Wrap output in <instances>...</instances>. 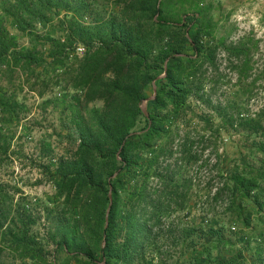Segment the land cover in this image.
<instances>
[{
  "label": "trees",
  "instance_id": "obj_1",
  "mask_svg": "<svg viewBox=\"0 0 264 264\" xmlns=\"http://www.w3.org/2000/svg\"><path fill=\"white\" fill-rule=\"evenodd\" d=\"M228 22L223 0H0L1 124L11 92L62 91L75 143L50 201L0 199V257L264 264V47Z\"/></svg>",
  "mask_w": 264,
  "mask_h": 264
},
{
  "label": "rangeland",
  "instance_id": "obj_2",
  "mask_svg": "<svg viewBox=\"0 0 264 264\" xmlns=\"http://www.w3.org/2000/svg\"><path fill=\"white\" fill-rule=\"evenodd\" d=\"M223 10L229 13L227 26L235 27L230 39L252 33L261 38L264 47V0H223ZM47 32L52 31L47 29ZM11 95L19 103V118L6 126L0 122V139L2 133L13 135L8 153L0 154V199L7 193L14 202L50 201L56 186L53 173L46 165L54 166L61 155L75 148L74 141L65 136L66 93L58 90L48 93L52 102L47 104L26 85L21 92H11ZM252 103L255 107L263 105L261 89L253 96ZM16 263L7 252L0 257V264Z\"/></svg>",
  "mask_w": 264,
  "mask_h": 264
},
{
  "label": "water",
  "instance_id": "obj_3",
  "mask_svg": "<svg viewBox=\"0 0 264 264\" xmlns=\"http://www.w3.org/2000/svg\"><path fill=\"white\" fill-rule=\"evenodd\" d=\"M167 62H168V59L166 60V63H165V69L167 68ZM165 74H166V71H165L162 75H160V76H163V75H165ZM153 88H154V94L151 95V96H150V97H149V98H148V99L142 104V109L144 110V112H145L146 114H148V111H147V105H146L147 101L150 100V99H154V98H155L156 89H157L156 80L153 81ZM116 173H117V172H115V173L111 176L110 180L112 179V177H114V176L116 175ZM109 195H110L111 203H112V190L109 191ZM111 203H110V205H109V207H108L107 214H108L109 211H110Z\"/></svg>",
  "mask_w": 264,
  "mask_h": 264
},
{
  "label": "built area",
  "instance_id": "obj_4",
  "mask_svg": "<svg viewBox=\"0 0 264 264\" xmlns=\"http://www.w3.org/2000/svg\"><path fill=\"white\" fill-rule=\"evenodd\" d=\"M83 50H84V48H83V47H79V48H78V51H79L80 53H82V52H83Z\"/></svg>",
  "mask_w": 264,
  "mask_h": 264
}]
</instances>
